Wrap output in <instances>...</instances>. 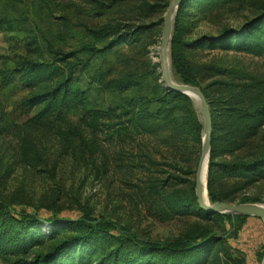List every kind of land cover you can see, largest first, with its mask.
I'll return each mask as SVG.
<instances>
[{
	"label": "rangeland",
	"instance_id": "rangeland-1",
	"mask_svg": "<svg viewBox=\"0 0 264 264\" xmlns=\"http://www.w3.org/2000/svg\"><path fill=\"white\" fill-rule=\"evenodd\" d=\"M169 2L0 0V264L53 252L43 264L263 263L258 217L197 206L205 126L195 101L162 83ZM173 38L187 65L172 61ZM167 53L171 82L206 95L207 202L264 209V0H187ZM31 63L47 66L38 86L22 71L6 81ZM62 86L76 103H24ZM77 222L125 228L138 245L113 230L77 243ZM179 239L198 249L144 251Z\"/></svg>",
	"mask_w": 264,
	"mask_h": 264
},
{
	"label": "trees",
	"instance_id": "trees-1",
	"mask_svg": "<svg viewBox=\"0 0 264 264\" xmlns=\"http://www.w3.org/2000/svg\"><path fill=\"white\" fill-rule=\"evenodd\" d=\"M187 0H182L181 5H183L184 2H186ZM95 34L99 37H103L104 36V32L102 31H97L95 32ZM171 51H172V61L174 63L176 62H180L182 63V65H187L186 64V58L185 55L182 52V48L181 45L179 43L178 40L176 39H172L171 41ZM20 71H22V78H19V80L23 81L26 80L29 82V84H27L26 86H30V87H36L40 84V77L41 75H46L48 73L47 70V66L44 64H38V63H31V64H26V65H18L15 68H11L9 70H5L4 74H5V79L6 81H10L13 80L16 76V74H18ZM201 92L203 93L205 99H206V95L203 92V90L201 89ZM57 92H53V94L49 96H47V94H42V95H36L28 100H25L24 103L29 104V107H34L36 105L41 104L42 102H44L45 100L49 99V103L52 104H56L57 107L59 105L65 106V105H72L74 103H76V101H74L73 99H71V93L67 90L66 87L62 86ZM176 96H179L177 94H174ZM64 103H61L63 102ZM50 107L49 104L47 106H45L43 108V110L40 112V116H43L45 114L48 113ZM207 214V213H206ZM226 217H230L228 215H225ZM81 224H83L82 222H79ZM77 222V224H79ZM94 225H81L79 224L81 227H84V231L82 233V235L78 238H76L74 241H76L77 243H81L83 241H88L92 238H95L97 236H105L108 233L106 231H117L119 234L121 235H128V238H132L133 241L132 243H134L135 245H138L137 239L135 238V236H133V234H131L130 232H128L125 228H120L118 226H115L113 224L110 223H100V222H94ZM27 224L30 225L29 227V231H32L36 226H37V222L34 220H28ZM136 239V242L134 241ZM120 245H125V242L120 243ZM162 247L164 250L166 251H176V250H180L183 251L185 253H189L192 251H195L196 249H198L196 246H194L193 243H191L189 240H176V241H168L166 243L163 244H145L144 245V251L145 252H149L152 250H159V248ZM55 254V257H57V253L53 252L51 254H49L48 256H40L41 261L40 263L43 264L45 262V258L47 257H51Z\"/></svg>",
	"mask_w": 264,
	"mask_h": 264
},
{
	"label": "water",
	"instance_id": "water-1",
	"mask_svg": "<svg viewBox=\"0 0 264 264\" xmlns=\"http://www.w3.org/2000/svg\"><path fill=\"white\" fill-rule=\"evenodd\" d=\"M182 0H170L168 3L166 12L163 17V28L162 36L160 42V62L162 68V83L165 88L182 95H185L195 101L199 112L201 113L202 119L204 121L206 138L203 140L202 155L199 164L196 169L195 174V197L198 208L207 214H241L258 217L264 226V209L258 206L251 205H233L229 203L218 202L214 204L206 203L204 200L203 193L205 191V184H202V175L205 169V174L207 170V160H208V146L210 142V131H211V120L208 109V104L203 93L192 87L186 85H178L171 82L168 73V63H167V49L170 43L172 24L178 7L180 6ZM203 162V165H202ZM264 264V261L263 263Z\"/></svg>",
	"mask_w": 264,
	"mask_h": 264
},
{
	"label": "bare ground",
	"instance_id": "bare-ground-1",
	"mask_svg": "<svg viewBox=\"0 0 264 264\" xmlns=\"http://www.w3.org/2000/svg\"><path fill=\"white\" fill-rule=\"evenodd\" d=\"M169 62V58H168V54H167V63ZM205 138H206V132H205ZM202 165H203V162H202ZM205 169H204V171H203V175H202V184L204 185L205 184ZM203 196H204V200H205V202L206 203H208L207 202V198H206V194H205V191H204V193H203Z\"/></svg>",
	"mask_w": 264,
	"mask_h": 264
}]
</instances>
